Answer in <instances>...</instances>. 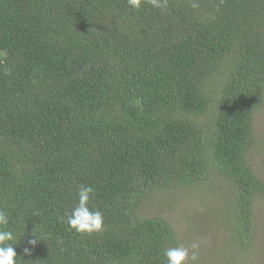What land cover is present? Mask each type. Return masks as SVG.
Listing matches in <instances>:
<instances>
[{"label":"trees","instance_id":"obj_1","mask_svg":"<svg viewBox=\"0 0 264 264\" xmlns=\"http://www.w3.org/2000/svg\"><path fill=\"white\" fill-rule=\"evenodd\" d=\"M263 110L264 0H0V209L19 264H167L195 233L143 206L203 188L225 201L229 249L250 247ZM81 185L102 233L67 224Z\"/></svg>","mask_w":264,"mask_h":264},{"label":"rangeland","instance_id":"obj_2","mask_svg":"<svg viewBox=\"0 0 264 264\" xmlns=\"http://www.w3.org/2000/svg\"><path fill=\"white\" fill-rule=\"evenodd\" d=\"M254 131L261 144L251 153L250 159L256 173L264 180V110L258 112L254 119ZM214 181L219 184L218 179ZM223 202L224 199H218L215 188L209 192L203 188L201 193L198 191L192 195L190 192H175V196L158 194L143 206L142 214L167 217L182 233H190L191 229L195 235L192 237L193 240H190L191 244H187L190 246V253L209 252L210 254L205 256L209 262L207 264H215L223 255L234 264H264V195L256 203L255 237L248 248L234 246L229 249L227 246L229 241L227 225L219 216Z\"/></svg>","mask_w":264,"mask_h":264},{"label":"clouds","instance_id":"obj_3","mask_svg":"<svg viewBox=\"0 0 264 264\" xmlns=\"http://www.w3.org/2000/svg\"><path fill=\"white\" fill-rule=\"evenodd\" d=\"M146 3L161 11H164L168 6V0H128V5L137 11ZM93 195V187L81 185L77 191V202L71 211L66 214L67 224L77 234L91 236L104 231L103 214L101 211L90 207V200ZM64 218L61 217L62 220ZM9 223V215L6 211L0 209V264H19L21 258L17 257L16 247L14 246L18 237L14 231L10 230ZM37 240V237L36 239H29L27 243L34 247ZM23 251L25 256H30L32 249L25 247ZM164 256L167 264H189L190 260H196V255L194 253L190 255L189 248L183 245L165 249Z\"/></svg>","mask_w":264,"mask_h":264}]
</instances>
